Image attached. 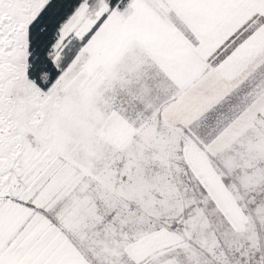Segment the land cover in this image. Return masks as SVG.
Segmentation results:
<instances>
[{
  "label": "snow or ice",
  "instance_id": "1",
  "mask_svg": "<svg viewBox=\"0 0 264 264\" xmlns=\"http://www.w3.org/2000/svg\"><path fill=\"white\" fill-rule=\"evenodd\" d=\"M0 264H264V0H0Z\"/></svg>",
  "mask_w": 264,
  "mask_h": 264
}]
</instances>
